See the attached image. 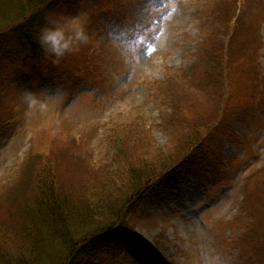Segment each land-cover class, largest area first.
<instances>
[{"label":"rangeland","instance_id":"obj_1","mask_svg":"<svg viewBox=\"0 0 264 264\" xmlns=\"http://www.w3.org/2000/svg\"><path fill=\"white\" fill-rule=\"evenodd\" d=\"M104 1L64 0L49 13L80 20L89 61L75 48L59 64L0 68V78L12 73L0 93V236L34 209L45 181L120 199L156 171L128 216L144 225L107 255L115 264H251L244 250L256 241L244 230L264 216V102L233 120L253 95L229 63L264 90V0ZM230 12L239 39L222 63L203 39L209 16ZM29 91L45 109L29 108Z\"/></svg>","mask_w":264,"mask_h":264},{"label":"trees","instance_id":"obj_2","mask_svg":"<svg viewBox=\"0 0 264 264\" xmlns=\"http://www.w3.org/2000/svg\"><path fill=\"white\" fill-rule=\"evenodd\" d=\"M62 1L64 0H0V40L7 43L6 45L10 48L5 54L0 50L2 72H5L2 70L3 66H8L5 62H8L11 67L23 68L29 64L42 67V62L48 55L37 42V34L39 28L45 24L49 13ZM65 1L64 3L69 4L74 0ZM97 1L101 3L104 0ZM107 1L108 3L109 1L114 2V0ZM226 5V8L230 10L232 5ZM236 6H238L237 0ZM235 17L236 13L231 12L229 17L210 15L211 22H206L209 33L203 39L205 47L207 45L210 48L211 58L219 54L222 63L226 61L227 44L239 39V32L231 33ZM243 40L246 45V56L252 58L254 51L250 49L251 43L244 38ZM90 42L91 39H88L87 43L82 44L81 47L77 45L75 47L80 48L75 53L76 59L82 63L90 59ZM229 67L231 75L237 74L241 80L246 82L245 89L253 95V102L249 108L239 104L236 106L234 113L238 116L233 118L235 121V118L241 115L250 114L249 110H254L253 108L258 106L257 103L264 102V90L255 86L257 85L255 84L256 79H250L248 70L242 72L236 70L237 66L234 62L229 63ZM201 75H206V73ZM1 76L0 93L11 90L9 83L12 73L6 71V73H1ZM198 77L200 78V75ZM211 77L213 76L210 74L209 78ZM230 99L231 95H229ZM229 100L226 98L224 101ZM222 115L225 116V113ZM230 122L231 120L227 122V125ZM156 173L155 171L152 175H148L151 178L147 179L136 176L138 178L134 181L131 190L123 198H99L96 201L93 197H79L73 191H67L61 186L56 187L54 181L53 183L45 181L37 194L38 202L34 205V209H28L27 213L16 221L17 224L0 236V264H91L92 260L89 263L88 261L93 256H95L96 264H115L114 256L108 257L107 255L113 252L112 248L115 249L119 244L124 243L125 239L134 237L136 229L144 225L142 221L133 225L128 216L133 203L140 200L148 186L156 179L154 178ZM126 218L128 220H125ZM262 219L264 216L254 215L244 230L245 240L253 236V240L256 241L251 250H244L247 256L254 257L251 264H264V241L259 240V238L264 239V233L256 230V226ZM114 242L115 247L112 244ZM84 255H87L88 259L81 261L80 258ZM99 255L103 258L99 259Z\"/></svg>","mask_w":264,"mask_h":264},{"label":"clouds","instance_id":"obj_3","mask_svg":"<svg viewBox=\"0 0 264 264\" xmlns=\"http://www.w3.org/2000/svg\"><path fill=\"white\" fill-rule=\"evenodd\" d=\"M89 37L84 25L77 17H62L55 15L46 17L45 24L39 28L37 42L44 53L53 58V63L75 50V45L87 43ZM42 94L26 93L29 108L39 106L41 110L47 106Z\"/></svg>","mask_w":264,"mask_h":264}]
</instances>
